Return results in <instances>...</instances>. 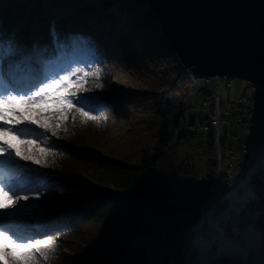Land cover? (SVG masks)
<instances>
[{"label": "trees", "instance_id": "1", "mask_svg": "<svg viewBox=\"0 0 264 264\" xmlns=\"http://www.w3.org/2000/svg\"><path fill=\"white\" fill-rule=\"evenodd\" d=\"M80 25L92 32H74ZM53 27L61 39L78 35L102 44L106 69L88 95L98 98L91 113L96 118L81 115L64 134L50 132L42 164L31 165L44 174L48 189L35 202H42L38 214L20 217L19 222L55 233L49 264H57L60 257L61 235L70 238L77 252L75 264H153L152 257L159 258L161 251L151 256L138 237H157L163 230L173 235L168 239L173 252L157 263L166 264L181 250L178 262L190 264L186 258L195 255L184 257L193 246L189 227L201 210L218 218L203 235L218 231L225 237L222 244L219 237L216 259L208 264H264V168L261 164L249 176L241 172L249 192L238 208H229V191L221 184L218 194L217 183L210 186L215 162L200 175L190 166L191 159H179L183 141L191 136L177 131L183 127L192 79L182 72L149 0H0V32L22 46L51 43ZM117 79L125 83L115 89ZM98 83L103 87L97 88ZM208 144L211 152L212 132ZM197 178L205 182L199 201L184 205L172 198L176 182L193 184ZM45 198L48 205L43 204ZM222 207L229 209L221 216L216 210ZM193 225L191 233L194 226L203 229ZM246 225L258 231L254 245L242 235Z\"/></svg>", "mask_w": 264, "mask_h": 264}, {"label": "snow or ice", "instance_id": "2", "mask_svg": "<svg viewBox=\"0 0 264 264\" xmlns=\"http://www.w3.org/2000/svg\"><path fill=\"white\" fill-rule=\"evenodd\" d=\"M50 36L54 53H50L46 46L33 45L28 49L14 36L0 32V134L14 137L20 145L17 147L7 139H0V261L3 264H39L38 257L47 261L48 252L53 250L56 243L53 239L55 233L32 229L21 224L19 218L37 215L41 210L42 202L29 201V192L39 200L41 192L48 189L43 180L44 174L21 161L41 165V156L49 149L40 147L39 154L36 153L34 146L39 140L37 130L51 131L55 135L54 129L59 127L45 119L43 108L13 109L9 116L4 106L17 102L26 106L51 102L58 107H71V96L85 118H96L91 113L95 111L97 97L69 93V88L74 86L70 77L80 71L73 69L72 64L79 62L80 54H93L91 42L78 35L61 39L54 27L50 29ZM69 50L71 56L68 55ZM84 75L99 79L100 73L85 72ZM62 81L66 86H61ZM96 87L102 88L103 84L98 83ZM38 236L44 238L38 239ZM16 252H20V255H15Z\"/></svg>", "mask_w": 264, "mask_h": 264}, {"label": "rangeland", "instance_id": "3", "mask_svg": "<svg viewBox=\"0 0 264 264\" xmlns=\"http://www.w3.org/2000/svg\"><path fill=\"white\" fill-rule=\"evenodd\" d=\"M92 29L89 27H86L84 25H80L77 27L74 32H77L81 35H85L91 33ZM91 42V45L93 47V54L91 56L87 54H80L78 56V61L79 62H73L72 67L73 69H80V71L75 72L74 75H71V80L74 82V86L69 88V93H75L76 96H88L95 84V80L97 79L95 76L89 75L85 76L84 73H93V72H99L100 75L105 71L106 69V62L103 58V52L104 49H102V44L95 42L93 39H88ZM169 40V39H168ZM46 47L51 50L52 53H54V45L53 43H46ZM68 55L71 56L72 53L69 50ZM67 73H62L61 75H64ZM234 84L232 87L228 89V87L225 85L226 80L223 81L222 83V95L224 97L229 96L232 101H235L236 104H239L237 102L239 93L245 90V80L243 78H234L233 79ZM191 92L185 99V103L187 104V113L189 117L186 118L183 127L177 131V134L180 132L184 133H191L189 137H187L188 140L183 141V147L185 149H180L177 153L178 157L181 160H189L186 159L189 154L191 155V163L190 166H195L196 170L200 172L199 174H203L204 170L202 167V162H205V159L208 157L209 158V163L214 162V160L217 159L216 151H215V146L211 149H206L208 156L205 155V149L201 147V142L204 139V132L196 127H194L193 122L197 121L198 118L204 117L206 118L210 111H211V106L210 104L204 103L208 99V91L215 90L216 85L214 84V80H212L210 83H207L203 79H199L196 83L191 80ZM125 81L122 79H117L115 80V86L114 88L117 89L121 87ZM61 86L64 87L66 86L65 82H61ZM248 92L251 95H256V92L252 90H248ZM70 99H73V106L71 107H58L54 103H47L43 105H30L26 106L23 105L19 102L15 104H8L5 105L4 107L8 110V115H12V110L15 109L17 111H24L26 108L31 107L33 109L37 108H43L45 111L43 112V115L45 119H49L50 123L58 124L59 127L57 129L55 128L54 130L57 131L58 133L64 134V130L68 126H71L72 124H75L81 119V110L80 106L75 104V98L74 97H69ZM84 111H87V109H84ZM234 113L236 112V109L233 111ZM256 121L260 122L262 126V137H263V142H264V109H260L259 112L256 114ZM246 125L244 126V130L242 132V139L244 141H248L251 139V135L253 134V127L251 126L249 122V118H245ZM35 127V126H33ZM59 129V130H58ZM62 129V130H61ZM223 129H226L225 127ZM51 131L44 132L42 129L37 130V135L39 136L38 143L35 147L36 152H39L40 147H45V141L47 140V135ZM114 134V133H113ZM208 137V136H207ZM64 138V137H63ZM0 139H7L9 142L12 144L16 145L19 147V141L15 140L14 137H4L2 134H0ZM187 150V151H186ZM203 153V154H202ZM256 154L259 156H262V165L261 167L264 168V146H261L260 148L253 149L251 154L246 155L243 152L240 151V160H245V159H252V158H259ZM22 164H24V161H21ZM26 166L30 167L32 169V166L29 162H26ZM208 164V163H207ZM228 164V160L226 157H223L222 160V169L221 173L223 174L226 166ZM257 171V170H256ZM205 184L203 181H199V184L195 186L194 184L191 183V181L183 182V181H178L176 184L172 186V198H179L182 199L191 191V192H196V200L199 201L200 199V194H201V187ZM222 188L224 190H229L228 192V197L230 198V203H229V208H238L240 204L243 202L244 198L247 196L249 192V187L245 185L244 183V177L241 175V171H236L234 178L232 181H226L225 179L221 180ZM216 185V181H213L211 183V187L213 188ZM35 188V186H32ZM198 192V195H197ZM31 191L29 192V201L31 202H36L37 199L35 196L32 194ZM23 195V193H22ZM46 199V198H45ZM43 201V204L48 205L47 199ZM20 203H27L25 201H21ZM195 203V202H194ZM57 204L54 203L53 206H56ZM19 206V205H17ZM215 207H218V205H215L214 207L211 208V210L216 209ZM228 207H222V208H217V212L222 216L225 214L228 209ZM4 211H14V209H5ZM165 235V237L163 236ZM242 235L246 242L250 245H254L258 242L259 239V234L258 231L251 225H246L242 229ZM173 236L170 231H162L161 233L159 232L157 234V237H152L149 235H143L139 236V240L144 242L147 246V252L152 256L153 254H156V249L155 246H159L163 240H165V243L168 242V239ZM220 243L224 241L225 237L220 234ZM175 238V237H174ZM58 240L61 244V251L59 254V259L56 261L57 264H75L73 257L77 252L72 249L70 245V238H68L65 235H61L58 237ZM194 242V241H193ZM220 244V246H221ZM163 244H161L162 246ZM186 246V243L184 244ZM195 251L198 253L197 255L193 257H188L186 260L190 259V264H208L210 262V248L206 243L204 242H199V240H196L193 243L192 246ZM172 245L169 243L164 244L161 248V255L160 257L154 259V256L152 257L155 262L153 264H159V260L167 254H171L173 251ZM15 255H20V252H16ZM209 256V257H208ZM6 259V258H5ZM39 264H49L52 263L51 260L45 261L43 258H39ZM1 264H3L2 261H0Z\"/></svg>", "mask_w": 264, "mask_h": 264}, {"label": "water", "instance_id": "4", "mask_svg": "<svg viewBox=\"0 0 264 264\" xmlns=\"http://www.w3.org/2000/svg\"><path fill=\"white\" fill-rule=\"evenodd\" d=\"M181 63L196 78L264 83V0H149ZM215 171L220 179V161Z\"/></svg>", "mask_w": 264, "mask_h": 264}, {"label": "built area", "instance_id": "5", "mask_svg": "<svg viewBox=\"0 0 264 264\" xmlns=\"http://www.w3.org/2000/svg\"><path fill=\"white\" fill-rule=\"evenodd\" d=\"M182 65V72L186 73L190 76L193 81L196 83L199 79H203L207 83H210L214 80V84L216 85L215 90L208 91V99L204 101V103L210 104L211 111L209 115L204 118L200 117L197 121L193 122V125L202 130L204 132V139L201 142V147L205 150L208 149V134L212 132L217 138V145L215 146V151L218 153L222 160L223 157H226L228 160V164L222 175V178L226 181H231L234 177L236 171L244 172L246 176H249L256 172V170L260 167L262 162V157L257 155L259 158H252L250 160L242 161L239 159L240 151L246 155L251 154L252 150L260 148L264 146L263 137H262V126L260 122L256 121V114L262 108L264 109V83L259 84L252 80L245 81V90L239 93L236 104L235 101H232L229 96L224 97L222 95V83L226 80L225 85L228 87L233 86L234 78L226 77V76H205L202 78H195L190 68ZM252 90L256 92V95H251L248 90ZM234 109L236 112L234 113ZM189 117L187 112H184L183 123L185 122L186 118ZM249 118V122L253 127V134L251 135V139L248 141H244L242 139V132L244 130V126L246 125L245 118ZM226 129H223V128ZM223 140V141H221ZM219 148V150H218ZM205 155L208 156L207 150L204 152ZM203 154V153H202ZM209 158L207 157L205 161H208ZM214 160V162H216ZM209 164V162H208ZM221 169H222V162H221ZM201 175H204L201 174ZM212 178H216L215 172ZM197 182H199V178H197ZM197 186V184H195ZM221 192V187H218V194ZM226 193V192H225ZM196 200V192H189L184 199L181 201L182 204H192ZM218 218L214 216L210 218L208 215L204 214L203 210H201L200 217L190 225L189 227V235H191L192 241L199 240L200 242H205L206 245L211 249V256L210 259L214 262L216 259V246L219 240V233L218 231H212L210 236H204L203 232L209 231L210 225L216 223ZM195 224H200L203 226V229L197 228L194 226ZM192 225L193 233L192 232ZM205 227V229H204ZM203 231V232H202ZM161 244H165V240L162 241ZM161 244L156 247V251L161 250ZM197 252L193 247H191L184 255L186 256H193L196 255ZM182 255L181 250L175 254L174 257L168 259L166 264H182L178 262V258ZM74 256H78L75 254ZM209 257V256H208ZM187 264V263H184Z\"/></svg>", "mask_w": 264, "mask_h": 264}, {"label": "bare ground", "instance_id": "6", "mask_svg": "<svg viewBox=\"0 0 264 264\" xmlns=\"http://www.w3.org/2000/svg\"><path fill=\"white\" fill-rule=\"evenodd\" d=\"M167 36V35H166ZM45 46H46V44H45ZM44 46V47H45ZM49 49V48H48ZM49 51H50V53H52L51 52V50L49 49ZM181 64H183V63H181ZM184 65V64H183ZM186 66V65H185ZM181 67H182V65H181ZM188 67V66H187ZM191 71V70H190ZM192 73V72H191ZM193 75V74H192ZM194 76V75H193ZM195 77V76H194ZM205 77V76H204ZM191 78V77H190ZM196 78V77H195ZM192 79V78H191ZM245 81L246 80H252V81H254V82H256V83H259V84H262V82H257V81H255V80H253V79H249V78H243ZM193 80V79H192ZM184 112H187V110H185ZM183 117H184V114H183ZM183 125H184V123H183ZM193 125V124H192ZM195 127V126H194ZM207 134H209V133H207ZM214 135V134H213ZM215 136V135H214ZM215 141L217 142V138L215 137ZM221 141H223V140H221ZM215 145H217V143H215ZM218 150H219V148H218ZM187 151V150H186ZM216 155H217V161L215 162L216 163V166H218V164H219V162H218V153H216ZM191 157V155L189 154V151H188V155H187V158L186 159H191L190 158ZM180 159V158H179ZM221 162H222V158H221V160H220ZM209 161H205V162H202V167L201 168H203V172H204V175H205V173H206V167L208 166V163ZM221 162H220V165H221ZM217 169V168H216ZM224 174V173H223ZM222 173H221V171H220V179H214L215 181H216V183H217V186L219 187L220 185H221V179H222V175H223ZM194 185L195 184H199V182H194L193 183ZM221 187V186H220Z\"/></svg>", "mask_w": 264, "mask_h": 264}]
</instances>
